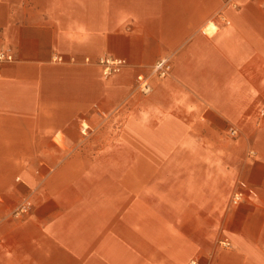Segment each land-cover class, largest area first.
<instances>
[{"label":"crops","instance_id":"crops-1","mask_svg":"<svg viewBox=\"0 0 264 264\" xmlns=\"http://www.w3.org/2000/svg\"><path fill=\"white\" fill-rule=\"evenodd\" d=\"M6 45L0 264H264V0H0ZM167 55L170 74L133 90ZM101 56L126 64L104 76ZM117 105L137 155L120 178L113 142L80 133ZM68 153H96V174H48Z\"/></svg>","mask_w":264,"mask_h":264},{"label":"rangeland","instance_id":"rangeland-1","mask_svg":"<svg viewBox=\"0 0 264 264\" xmlns=\"http://www.w3.org/2000/svg\"><path fill=\"white\" fill-rule=\"evenodd\" d=\"M168 56V55H167ZM169 57V56H168ZM170 59V57H169ZM171 62V60H170ZM152 67V66H151ZM151 67L150 69L147 71V73H144V74H148L151 70ZM121 70V69H120ZM119 70V71H120ZM118 71V72H119ZM171 72V70H170ZM170 72L164 76V77H158L156 75H152L149 76V85H150V81L152 78H158V79H163L165 77H167ZM114 73H117V72H114ZM113 74V73H112ZM111 75V74H110ZM110 75H107V76H110ZM105 76V75H104ZM136 89L138 91H140L141 93L143 91H141L139 89V87L137 86V82H135V86L133 88V90ZM151 90V85H150V88L149 90L145 91L146 93L149 92ZM143 92V93H145ZM122 112H123V109L121 108V106L117 105L113 108V110L110 112V113H102L101 111H99V113L101 115H107V114H111V120L108 121V122H105V123H101V122H98V123H95L93 125H91V123L87 122V121H82L81 124H80V133L83 135V136H88L90 135L91 133L96 134L97 138L99 141L101 140H104L105 141H110V142H113L114 144V147H113V153H112V156H108L109 157V160L110 158L112 159L113 161V165H114V174L115 175H119V178L121 176V173H122V165H128V161H130V165L135 162V158L137 157V155H134L132 153H130V155L128 154H125L123 151H122V138H121V121H122ZM103 115V116H104ZM230 127V126H229ZM228 127V128H229ZM233 127V126H232ZM227 128V130H228ZM102 132H101V130ZM228 133H229V130H228ZM230 134V133H229ZM231 135V134H230ZM236 135V134H235ZM235 135H231L232 137H234ZM101 136H103L104 138H101ZM108 138V139H107ZM55 141L59 144V145H63V138L62 136L59 134L55 137ZM98 141V144H100ZM81 155H78V154H74V153H68V154H60V155H51V161H50V164L48 165V170H47V173L49 174L50 172H53L54 169L55 171L60 168L61 166L60 165H75L74 166V169H66V171H64L65 175L66 174H73L75 177H80L84 174V176H92V175H95L96 174V171H95V168L96 166L92 164V162L95 161V156H96V153H92V154H85V155H82V157H80ZM101 157V155L99 156V158ZM47 166V165H46ZM58 167V168H57ZM70 167H73V166H70ZM83 167V168H82ZM57 168V169H56ZM64 187V186H63ZM68 188H72L74 191H75V188L74 186L72 187H68ZM120 188L121 186L120 185H116L115 184V192L116 191H120ZM35 190V189H34ZM24 197H29L31 200H32V205H31V209L28 211V213L26 214H23V215H14L13 213V209L14 207L21 201V199H23ZM20 199V201L14 205L11 210L9 211V213L13 216V217H16V218H22L24 217L25 215L31 213V211L34 209L35 207V200H33V197L31 194H25L24 196H22V198ZM69 221H72V217L71 216H67L66 218V222L68 224ZM68 228V227H67Z\"/></svg>","mask_w":264,"mask_h":264},{"label":"built area","instance_id":"built-area-1","mask_svg":"<svg viewBox=\"0 0 264 264\" xmlns=\"http://www.w3.org/2000/svg\"><path fill=\"white\" fill-rule=\"evenodd\" d=\"M16 59L13 49L6 45L0 47V65L3 62H12ZM97 62L101 66L102 74L107 76L114 72H118L123 65L126 64L124 58H112L107 56H101L98 58ZM171 70V62L168 56L159 57L152 65L151 70L148 74L138 73L136 75V82L139 89L143 92L149 90V76L156 75L158 77L166 76ZM231 135L236 134V128L230 126L228 128ZM18 178V177H17ZM242 199V193L236 192L232 195V202L237 203ZM32 200L29 197H24L21 201L14 207V215H23L28 213L31 209ZM225 245H228V242H223ZM189 264H199V259L194 257L190 260Z\"/></svg>","mask_w":264,"mask_h":264}]
</instances>
